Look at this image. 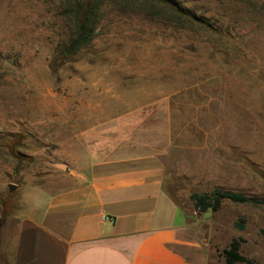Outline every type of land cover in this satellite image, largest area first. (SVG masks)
Masks as SVG:
<instances>
[{
  "label": "rangeland",
  "instance_id": "obj_1",
  "mask_svg": "<svg viewBox=\"0 0 264 264\" xmlns=\"http://www.w3.org/2000/svg\"><path fill=\"white\" fill-rule=\"evenodd\" d=\"M172 1L188 19L154 0H93L94 40L53 67L73 0H0V264L34 189L60 187L65 174L76 185L82 152L61 143L76 141L91 96L101 126L165 168L208 264H226L233 240L264 264V205L224 201L200 214L190 199L222 188L264 201V0Z\"/></svg>",
  "mask_w": 264,
  "mask_h": 264
},
{
  "label": "crops",
  "instance_id": "obj_2",
  "mask_svg": "<svg viewBox=\"0 0 264 264\" xmlns=\"http://www.w3.org/2000/svg\"><path fill=\"white\" fill-rule=\"evenodd\" d=\"M91 97L78 109L76 141L61 143L82 152L76 185L65 174L60 187L34 189L4 250L6 264H208L203 237L171 199L165 168L101 126Z\"/></svg>",
  "mask_w": 264,
  "mask_h": 264
},
{
  "label": "trees",
  "instance_id": "obj_3",
  "mask_svg": "<svg viewBox=\"0 0 264 264\" xmlns=\"http://www.w3.org/2000/svg\"><path fill=\"white\" fill-rule=\"evenodd\" d=\"M155 2L162 3L164 7L173 15L185 16L186 10H183L178 4L172 0H154ZM73 28L69 40L60 47L54 58L53 67L61 66L62 64L70 61L82 49L87 48L95 38L96 25L98 20L96 4L93 0H73ZM192 17V16H191ZM201 27L207 29L203 23H199ZM194 209L204 214L207 212H217L224 201L238 205H250L253 207H261L264 201L256 198L246 196L242 193L224 190L222 188H214L205 193H193L190 196ZM245 220L241 218L235 223L236 229L243 231ZM241 240H233L228 248L222 251L226 264L243 263L255 264L253 261L243 257L239 253Z\"/></svg>",
  "mask_w": 264,
  "mask_h": 264
},
{
  "label": "built area",
  "instance_id": "obj_4",
  "mask_svg": "<svg viewBox=\"0 0 264 264\" xmlns=\"http://www.w3.org/2000/svg\"><path fill=\"white\" fill-rule=\"evenodd\" d=\"M102 222H108L110 224L113 223V219L112 218H107L106 216L102 217Z\"/></svg>",
  "mask_w": 264,
  "mask_h": 264
},
{
  "label": "water",
  "instance_id": "obj_5",
  "mask_svg": "<svg viewBox=\"0 0 264 264\" xmlns=\"http://www.w3.org/2000/svg\"><path fill=\"white\" fill-rule=\"evenodd\" d=\"M14 188H15V186H13V185H9V186H8V189H9V190H14Z\"/></svg>",
  "mask_w": 264,
  "mask_h": 264
}]
</instances>
